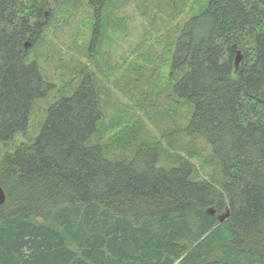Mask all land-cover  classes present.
I'll use <instances>...</instances> for the list:
<instances>
[{"label":"trees","instance_id":"obj_1","mask_svg":"<svg viewBox=\"0 0 264 264\" xmlns=\"http://www.w3.org/2000/svg\"><path fill=\"white\" fill-rule=\"evenodd\" d=\"M119 1L0 0V264H264V0H157L163 53L137 46L107 83L83 68L72 94L69 76L26 139L53 89L39 49L86 13L98 67Z\"/></svg>","mask_w":264,"mask_h":264},{"label":"rangeland","instance_id":"obj_2","mask_svg":"<svg viewBox=\"0 0 264 264\" xmlns=\"http://www.w3.org/2000/svg\"><path fill=\"white\" fill-rule=\"evenodd\" d=\"M142 2L143 0H122L118 2L116 9L117 13L114 19H112L113 24L111 26H109V24L107 25L106 32L101 34L100 43L94 47L92 52V54L97 55L99 61H102L98 67L91 64L90 61L89 64L83 52L77 47L79 45L78 24L86 13L82 14V12H80L77 20H75L72 27L66 33H60L58 36H50L45 41V45L38 51V65L40 73L46 79L47 83L53 86V89H51L44 98L38 100L34 104L29 131L26 134L27 140L32 141L38 136L41 131L40 123L45 120L47 109L59 99L64 91L63 86L65 82H69L68 80L70 77H74L75 81L71 86L67 87L66 91L68 94L74 93L82 81L77 78L81 70L83 71V68L87 67L91 74L95 75L96 73L97 79L107 83V78H105L106 73L103 74L104 65L107 67L121 64L126 55L137 46H143L144 50H149L148 52L152 58L154 54L159 56L163 53L167 40L166 29L170 26L161 22V20L151 26L148 19H151L150 17H152L153 9L157 7L159 1H152V4L148 7V14L146 13V7L141 4ZM165 15L166 13L163 14V17ZM160 16L161 15H158L155 19H158ZM157 31L160 33H157ZM149 32L157 36V38H161L160 43L164 44V49L162 47H155V51H150V48L154 47L156 42L144 43ZM160 35L162 37H160ZM72 68L75 70L74 72L70 71ZM96 69L98 71H96ZM69 73H71V75ZM120 76L121 75H119V77ZM108 87L111 89L109 94H111L110 96L112 99L105 98V103L102 104L103 112L105 116H107L106 119L113 116L115 108L113 109L111 104L114 102L115 98L119 100L117 99V104L116 106L114 105V107H117L121 101H126L121 98L119 89L117 90L116 87L111 84ZM161 102L166 106L167 98L162 97ZM156 132L157 131L154 130L155 134ZM198 146L205 148L204 143L201 141H199ZM221 216L224 215L222 214Z\"/></svg>","mask_w":264,"mask_h":264},{"label":"water","instance_id":"obj_3","mask_svg":"<svg viewBox=\"0 0 264 264\" xmlns=\"http://www.w3.org/2000/svg\"><path fill=\"white\" fill-rule=\"evenodd\" d=\"M242 60V53L241 51H237V54H236V58H235V68L237 69L240 62ZM6 201V197H5V193H4V190L2 189V187L0 186V206L3 205ZM209 214L210 215H213L214 214V211L213 210H210L209 211ZM228 215L226 216H221L219 217V222H223L226 218H227Z\"/></svg>","mask_w":264,"mask_h":264}]
</instances>
